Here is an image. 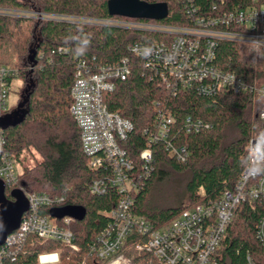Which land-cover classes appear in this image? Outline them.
Instances as JSON below:
<instances>
[{
	"label": "trees",
	"instance_id": "16d2710c",
	"mask_svg": "<svg viewBox=\"0 0 264 264\" xmlns=\"http://www.w3.org/2000/svg\"><path fill=\"white\" fill-rule=\"evenodd\" d=\"M108 1L0 0V7L91 19L124 18L109 15ZM141 1L168 4L169 16L162 23L190 24L179 0ZM162 38L159 33L116 27L0 16V50L6 45L13 49L14 67L29 85L23 96L27 101L23 122L4 130L5 150L17 161L29 148L42 158L19 175L16 190L23 187L29 193L64 197L65 205L87 210L85 220L73 225L79 252H72L56 241L31 238L17 264H38L40 254L55 251L61 252L60 264H81L89 257L88 245L107 226L103 213L113 209L119 198L116 191L104 196L90 193L97 174L88 168L80 131L70 114L76 59L94 66H113L126 57L132 60L131 77L126 82L118 81L114 92L106 94L105 102L111 111L119 112L134 124L127 146L138 168L141 167L139 154L148 141L145 132L153 129L158 109L174 118L170 140L174 147L184 148L188 157L182 162L177 156H171L163 143L154 145L152 175L134 195L136 215L160 227L188 208L220 199L238 182L249 163V143L263 126L260 114L264 111V98L231 93L203 97L188 92L172 97L161 83L143 75L140 59L129 52V47L136 43L152 46ZM59 48L64 52L60 53ZM221 54L223 68L244 74L252 84L264 83L262 63L255 48L225 42L221 45ZM16 109H10L8 115ZM189 116L203 123L199 133L184 130V121ZM207 125L210 127L206 128ZM173 173L188 175L186 191L190 203L164 207L158 203L155 190ZM13 191L6 189L10 200H14ZM48 212V209L44 211ZM260 215L261 210L255 203L237 207L224 242L228 254L233 255L236 249L250 250L264 263V249L255 238ZM130 256L134 264H156L150 255L134 248Z\"/></svg>",
	"mask_w": 264,
	"mask_h": 264
},
{
	"label": "built area",
	"instance_id": "2783aa9c",
	"mask_svg": "<svg viewBox=\"0 0 264 264\" xmlns=\"http://www.w3.org/2000/svg\"><path fill=\"white\" fill-rule=\"evenodd\" d=\"M179 1L189 25L172 26L130 18L91 19L1 7L0 16L159 33L163 36L159 42L152 46L136 43L129 47V52L140 59L143 75L161 83L172 97L188 92L203 97L231 93L264 98V83L252 84L244 74L221 65V45L240 44L257 50L264 73V0ZM59 52L64 51L59 48ZM132 65L129 57L113 66H94L76 59L70 114L79 128L88 168L97 174L90 193L104 196L116 191L119 195L116 206L103 213L107 226L88 245L89 257L81 264H134L130 256L132 248L150 255L156 264H264L250 250L236 249L230 255L224 247L237 207L255 203L261 210L255 238L264 249V111L260 114L262 129L249 143V163L234 188L220 199L188 208L169 223L156 227L134 211V195L153 172V147L163 143L170 155L182 162L188 155L184 148L173 146L170 137L174 118L160 108L153 129L145 132L148 141L139 154L140 168L131 157L127 144L134 124L119 112L111 111L105 96L114 92L118 81H128ZM19 75L17 68L1 61L0 50V118L11 109L8 105L11 83ZM202 128L203 123L190 116L184 121L187 133H199ZM5 143L4 130L0 128V181L6 189L16 190L20 175L18 161L5 150ZM20 190L30 208L19 228L0 246V264H17L31 238L56 241L72 252H79L73 230L76 220L71 217L58 220L50 215L52 209L68 206L64 204L65 198L29 193L23 187ZM47 209L49 212L45 214ZM60 262V251L38 256V264Z\"/></svg>",
	"mask_w": 264,
	"mask_h": 264
},
{
	"label": "water",
	"instance_id": "95a60500",
	"mask_svg": "<svg viewBox=\"0 0 264 264\" xmlns=\"http://www.w3.org/2000/svg\"><path fill=\"white\" fill-rule=\"evenodd\" d=\"M107 7L109 15L112 17L163 21L169 16L167 3L151 4L141 0H109ZM26 102V99H24L13 113L0 118V128L2 130L23 122L25 118L23 108ZM11 196L14 200L7 197L6 186L0 181V246L19 228L24 214L30 208L29 202L21 190H14ZM50 215L58 220L71 217L78 222H82L87 216V210L84 207L68 205L52 209Z\"/></svg>",
	"mask_w": 264,
	"mask_h": 264
},
{
	"label": "rangeland",
	"instance_id": "374dc122",
	"mask_svg": "<svg viewBox=\"0 0 264 264\" xmlns=\"http://www.w3.org/2000/svg\"><path fill=\"white\" fill-rule=\"evenodd\" d=\"M33 12L34 10H28ZM1 61L9 66H15V54L13 49L6 45L1 50ZM29 85L21 77L13 79L11 83V91L8 99V105L11 109H16L18 105L24 100L23 96ZM42 158L34 149H28L23 154L17 163V171L21 174L25 169H31ZM188 175L173 173L170 178L157 185L155 194L158 197V203L164 207H174L180 205H187L190 203L186 191Z\"/></svg>",
	"mask_w": 264,
	"mask_h": 264
}]
</instances>
